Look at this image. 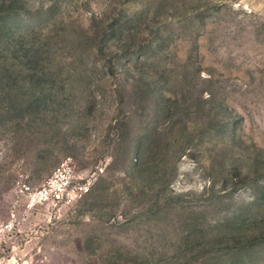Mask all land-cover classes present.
<instances>
[{
	"label": "rangeland",
	"instance_id": "1",
	"mask_svg": "<svg viewBox=\"0 0 264 264\" xmlns=\"http://www.w3.org/2000/svg\"><path fill=\"white\" fill-rule=\"evenodd\" d=\"M0 264H264V0H0Z\"/></svg>",
	"mask_w": 264,
	"mask_h": 264
},
{
	"label": "built area",
	"instance_id": "2",
	"mask_svg": "<svg viewBox=\"0 0 264 264\" xmlns=\"http://www.w3.org/2000/svg\"><path fill=\"white\" fill-rule=\"evenodd\" d=\"M90 180L76 173L70 161L61 163L52 174L35 189H27V199L31 204L64 205L86 194Z\"/></svg>",
	"mask_w": 264,
	"mask_h": 264
}]
</instances>
